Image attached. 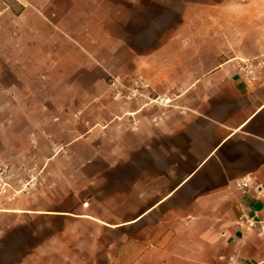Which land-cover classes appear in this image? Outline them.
Returning <instances> with one entry per match:
<instances>
[{
  "label": "crops",
  "instance_id": "1",
  "mask_svg": "<svg viewBox=\"0 0 264 264\" xmlns=\"http://www.w3.org/2000/svg\"><path fill=\"white\" fill-rule=\"evenodd\" d=\"M14 1L0 3V162L77 137L38 193L0 199V264H264V237L238 225L264 221V0ZM136 74L175 100H112L109 75Z\"/></svg>",
  "mask_w": 264,
  "mask_h": 264
},
{
  "label": "built area",
  "instance_id": "2",
  "mask_svg": "<svg viewBox=\"0 0 264 264\" xmlns=\"http://www.w3.org/2000/svg\"><path fill=\"white\" fill-rule=\"evenodd\" d=\"M259 63L258 66H261ZM254 68L248 67L245 64L240 65V74L251 78L254 75ZM108 86L111 93L112 100L116 102H145V106H170L175 100V94L168 93L164 95L154 94L148 86L144 76L136 74L129 77L127 80L119 76L109 75ZM80 116V113L75 115L76 118ZM88 125V123H87ZM132 130H137V123L132 124ZM31 143L34 147H37L38 140L35 134L31 135ZM57 153L64 150L63 147H57ZM38 165L34 164L30 168H25L26 178L20 179L18 185L11 183L16 174L12 166L0 163V197L5 198L8 201H13L17 196L23 193H30L36 188L40 171L37 172ZM249 186V180H245L241 187L243 189ZM238 225L240 227L247 228L249 230H257L259 236L264 237V221L257 222L249 215L242 213L238 218Z\"/></svg>",
  "mask_w": 264,
  "mask_h": 264
},
{
  "label": "rangeland",
  "instance_id": "3",
  "mask_svg": "<svg viewBox=\"0 0 264 264\" xmlns=\"http://www.w3.org/2000/svg\"><path fill=\"white\" fill-rule=\"evenodd\" d=\"M8 5L12 6V7H15L16 11L18 10H21V7L19 8V6H17L16 2L14 0H4ZM0 3H1V0H0ZM18 7V8H17ZM74 137H77V134H73L71 135L70 137V140L74 139ZM43 139L45 140V137H43ZM70 140H66V141H59V140H55V141H50L48 142V159H41L39 157H34L32 160H27V159H24L22 160V162H10V161H7V162H0V163H5V164H8L10 166H12L16 176L15 178L11 181V183L13 184H16L18 185V181L20 179H23V178H26V173L24 172V169L26 168H30L32 165L34 164H37L38 165V170L37 172L40 171V177H39V181H38V184L36 186V188H34L30 193H23L19 196H17L13 201H8L6 200L5 198L3 197H0L1 201L2 202H5V203H13L17 200H20L21 198H27V197H31V196H34L36 193H38V191H40L42 189V187L47 183L48 179H47V172L49 170H59L60 168L57 166V165H54L52 164V162H49V158H60L61 156H64L66 157L67 155H69V150H68V146H67V143L70 141ZM30 145H31V150L32 152L34 153H38V151L40 150V146L41 144H39V141H38V144H37V147L35 148L34 145L30 142ZM57 147H63L64 150L61 151V152H58L57 153ZM68 165V169H73L72 168V165L70 163L67 164ZM22 218V217H21ZM36 221V225H35V228H36V233H37V238L39 237V239H42L43 237V222H42V218L40 217H37L35 219ZM56 228V229H55ZM76 229H78L77 226H74V227H70L69 228V232L71 235H75L76 233ZM79 229H83V228H79ZM73 231V232H71ZM52 234L53 235H58L59 234V227L58 225H56V227H54L52 229ZM38 240V239H37ZM36 245H38V243H36ZM27 245L24 241V238L22 237H19L15 240L13 246H11L8 250L7 253L4 254V258L2 259L3 263L7 262L9 259L7 256H10V252L12 250H14V252L16 253V250L19 249V250H23L24 248H26ZM30 246H32V244H30ZM60 244L58 243L57 245H55V247H58L57 249H59L60 247ZM54 251V248L52 249ZM10 251V252H9ZM43 248L40 249V252L43 253ZM21 254V252H20ZM53 262H55L56 264H59V261L55 260V259H52ZM77 261L79 262H85L86 260H82V259H78ZM36 264H44V260H37Z\"/></svg>",
  "mask_w": 264,
  "mask_h": 264
}]
</instances>
